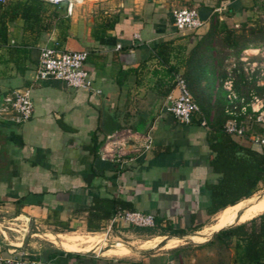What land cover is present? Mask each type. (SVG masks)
Wrapping results in <instances>:
<instances>
[{
    "label": "crops",
    "instance_id": "obj_1",
    "mask_svg": "<svg viewBox=\"0 0 264 264\" xmlns=\"http://www.w3.org/2000/svg\"><path fill=\"white\" fill-rule=\"evenodd\" d=\"M191 1L206 24L194 33L174 28L171 12L183 6L177 0L85 1L40 34L26 30L20 18L7 23V42L0 45V99L29 89L34 111L23 124L0 120L1 257L43 264L165 263L161 256L134 260L63 249L60 243H81L69 240L70 233L87 232L89 192L131 201L135 211L166 218L175 228L190 227L192 215L195 224H203L199 232L213 226L205 222L204 183L215 179L207 167L206 126L179 124L164 105L177 95L174 79L183 77L212 16L236 25L241 13L235 6L244 4L231 3L236 12L228 17L223 0ZM54 43L88 53L91 90L35 79L39 48ZM215 67L216 62L214 82ZM212 118L211 112L207 121ZM126 132L149 133L151 150L140 154L131 143L122 167L100 158L93 162L87 150L92 134L102 143L100 152L107 136ZM128 227L109 220L101 230L113 234Z\"/></svg>",
    "mask_w": 264,
    "mask_h": 264
},
{
    "label": "trees",
    "instance_id": "obj_2",
    "mask_svg": "<svg viewBox=\"0 0 264 264\" xmlns=\"http://www.w3.org/2000/svg\"><path fill=\"white\" fill-rule=\"evenodd\" d=\"M223 1L229 4L227 16L231 17L236 11L230 4L237 0ZM193 3L188 0L183 6L195 8ZM255 8L264 17V0H255L251 10ZM61 10L40 0H7L5 4H0V45L7 42L8 22L20 18L26 30L40 34L49 31L62 21ZM247 25L248 22L243 23L242 28L237 31L214 14L208 31L192 51L183 74L187 88L199 108V114L192 118L190 124L196 123L200 126L202 120L206 121L207 167L215 176L214 180L204 183V190L207 193L205 212L208 217L251 198L259 190L260 185L264 186V146L256 147L249 140L252 133L263 136L264 127L253 124L251 126H255V131L248 128L242 137L226 133L224 126L230 119L225 113L228 104L226 92H224L225 97L215 93L212 99L213 63L216 62L214 70L218 73L217 77L221 76L224 79L226 73L224 66L218 60L219 57L223 56L226 59L228 51L239 53L251 47L264 46V24L254 20ZM219 68L221 73L220 70L218 71ZM244 80V73L236 76L234 89L240 96H247L250 92L257 95L260 94L259 92H264V85L257 87L254 80L251 83H246ZM211 112L213 118L207 121ZM242 122L243 119H240L241 124ZM97 139V135L92 134L90 144L87 146L93 162L99 161L98 152L102 146ZM88 196H90L89 204L85 209L87 232H99L103 223L111 220L116 214L135 210L131 201L101 197L94 192H89ZM152 217L155 222L153 228H162L165 232L163 235L170 237L182 238L203 227V224H195L194 215L191 216V225L187 229L175 228L170 220L160 218L156 214H152ZM135 228L136 231L143 230ZM146 231L153 230L147 228ZM203 246L232 250L229 264H264V212L247 222L233 224L217 231Z\"/></svg>",
    "mask_w": 264,
    "mask_h": 264
},
{
    "label": "built area",
    "instance_id": "obj_3",
    "mask_svg": "<svg viewBox=\"0 0 264 264\" xmlns=\"http://www.w3.org/2000/svg\"><path fill=\"white\" fill-rule=\"evenodd\" d=\"M7 0H0V4H5ZM43 3L63 9V16L70 17L76 6L82 5L87 0H40ZM97 1V0H96ZM173 26L178 32H198L205 27V22L200 18L196 8L177 7L172 10ZM138 38L137 35H135ZM120 48V45H117ZM258 49H245L243 55ZM88 53L85 50L71 51L62 50L57 43L54 45H44L39 48V58L35 71L37 81L54 79L63 81L68 87L79 90H91L92 81L85 68ZM242 59L241 61H243ZM253 72V67L249 68ZM247 71V69H245ZM177 95L168 97L164 110L170 114L179 124L189 125L192 118L199 114V108L189 92L184 78L180 75L174 79ZM226 92L228 105L225 113L230 117L224 129L226 133L236 137H242L247 128L240 123V119H245L256 125L264 127V100L255 96L247 102L244 98H239L234 92V79L227 78L222 84ZM239 106V107H238ZM34 105L30 90H12L0 99V120L19 125L31 119ZM201 126H206L204 120ZM250 143L256 147L264 146V135L251 134ZM137 144V152L145 154L152 148V136L136 135L130 132L117 133L107 136L106 145L99 152L101 161L109 160L117 162L122 167L128 155L126 150L130 144ZM120 223L137 228H153L154 218L150 214L140 211H124L116 214L111 219V224ZM110 230V228H109ZM0 264H43L41 261L29 258H3L0 256Z\"/></svg>",
    "mask_w": 264,
    "mask_h": 264
},
{
    "label": "rangeland",
    "instance_id": "obj_4",
    "mask_svg": "<svg viewBox=\"0 0 264 264\" xmlns=\"http://www.w3.org/2000/svg\"><path fill=\"white\" fill-rule=\"evenodd\" d=\"M89 1L90 0H87L86 2ZM93 1L101 2V0ZM177 1L180 2L181 5H184L188 0ZM254 1L255 0H243L244 6H240V4L236 5L237 9H240L241 14L239 19L236 20V25H233V23L231 22L228 23L231 28L239 31L242 28L243 23L248 22V25H250L254 20H257L260 23L264 24V17L262 16V14L258 13L256 8L251 10V8H253L252 4H254ZM243 8H245V10H243ZM60 15H63V9L61 10ZM249 18L252 20L249 21ZM248 49H258V51L256 52V50H253L251 52H248L246 55H243V51H240L239 53L228 51V57L226 59H224L223 56L219 57L218 60H220L219 62H221L222 66H224L226 78L223 79L220 76L218 77V80L214 82L212 99L214 98L215 93L218 96L225 97V91L222 87L223 82L225 81V79L231 77L234 79L235 84L236 76L240 73H244V82L251 83L254 80L257 87L264 85V46L253 48L251 47ZM242 59L244 60L241 61ZM251 67H253V72H251L249 69ZM245 69H247V71ZM218 71L219 73H221L220 68L218 69ZM234 92L239 98H244L247 102L251 100L252 96L264 100V92H259L260 94L258 95L254 92H250L247 94V96H240L235 91V89ZM242 123L244 124V126H246L247 129L249 128L252 131H255V126H251L253 124L255 125V123L245 119ZM263 194L264 186L260 185L259 190L252 196V198L257 199ZM243 202H246V200L242 201L241 203ZM216 219L217 216L215 218L214 215L206 218L205 222L214 224L216 222ZM142 229L143 230L136 231L135 227L129 226L128 228L123 229L117 228L119 232H115L113 234H106L105 230H101L99 232L70 233L71 238L69 240H80L81 243L72 242L69 245L84 243L81 246L83 247L82 249L90 248L91 251L83 253L96 254L100 257L102 256L106 258L125 257L132 258L134 260H143L145 258H151L152 256H161L160 258L165 259L164 264H229L231 261L232 250L227 251L225 249H219L216 246H203L204 243L211 239L213 234L203 236L204 240L200 241L192 237L199 236V231H201L199 230L187 234L182 238H179V242L174 244V237L163 235L165 232L162 228H151L153 231H146L147 228ZM94 237H99L101 241L94 243ZM114 253L119 256H112V254Z\"/></svg>",
    "mask_w": 264,
    "mask_h": 264
},
{
    "label": "bare ground",
    "instance_id": "obj_5",
    "mask_svg": "<svg viewBox=\"0 0 264 264\" xmlns=\"http://www.w3.org/2000/svg\"><path fill=\"white\" fill-rule=\"evenodd\" d=\"M239 204L233 207H229L223 212L219 213L216 222L213 224V226L207 228L203 232H199V236H192V237L202 241L204 240L203 236L214 234L217 231L226 228L228 226H231L235 223L247 222L248 220L258 216L259 214L264 212V194L258 197L257 199H253L252 197L248 198L246 202H243L240 205ZM179 240H180L179 238L174 237L173 238L174 244L179 242ZM94 241H95L94 243H97L98 241H101V239L99 237H94ZM83 244L64 246L62 243H60V246L69 252L83 253V252L91 251L90 248H85L76 251L72 250L74 248L81 247Z\"/></svg>",
    "mask_w": 264,
    "mask_h": 264
}]
</instances>
